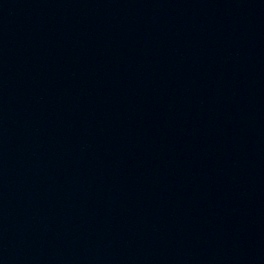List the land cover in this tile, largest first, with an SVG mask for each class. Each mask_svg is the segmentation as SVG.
<instances>
[{
	"label": "water",
	"instance_id": "95a60500",
	"mask_svg": "<svg viewBox=\"0 0 264 264\" xmlns=\"http://www.w3.org/2000/svg\"><path fill=\"white\" fill-rule=\"evenodd\" d=\"M0 264H264V0H0Z\"/></svg>",
	"mask_w": 264,
	"mask_h": 264
}]
</instances>
